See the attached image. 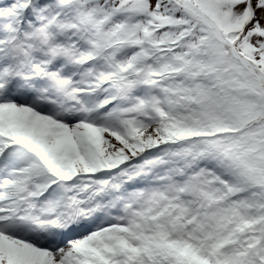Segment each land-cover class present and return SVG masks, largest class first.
<instances>
[{"label":"snow or ice","instance_id":"1","mask_svg":"<svg viewBox=\"0 0 264 264\" xmlns=\"http://www.w3.org/2000/svg\"><path fill=\"white\" fill-rule=\"evenodd\" d=\"M0 264H264V0H0Z\"/></svg>","mask_w":264,"mask_h":264}]
</instances>
